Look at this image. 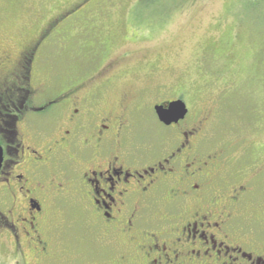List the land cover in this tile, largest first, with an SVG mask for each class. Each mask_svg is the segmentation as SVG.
<instances>
[{"label":"flooded vegetation","instance_id":"flooded-vegetation-1","mask_svg":"<svg viewBox=\"0 0 264 264\" xmlns=\"http://www.w3.org/2000/svg\"><path fill=\"white\" fill-rule=\"evenodd\" d=\"M40 46L0 59V243L14 264H66L64 206L112 245L111 264H264L263 173L205 149L211 115L191 116L161 86L153 101L137 92L103 106L107 67L48 93ZM178 100L185 119L165 125L156 107ZM147 108L171 131L156 145L141 125Z\"/></svg>","mask_w":264,"mask_h":264},{"label":"rangeland","instance_id":"rangeland-1","mask_svg":"<svg viewBox=\"0 0 264 264\" xmlns=\"http://www.w3.org/2000/svg\"><path fill=\"white\" fill-rule=\"evenodd\" d=\"M38 40L36 80L48 93L106 67L103 106L137 92L153 101L161 86L191 116L211 115L205 149L230 155L245 173L261 169L264 187V0H0V59ZM141 125L153 145L171 132L149 108ZM61 209L66 264H111L99 230L77 208ZM12 256L0 243V264H14Z\"/></svg>","mask_w":264,"mask_h":264},{"label":"water","instance_id":"water-1","mask_svg":"<svg viewBox=\"0 0 264 264\" xmlns=\"http://www.w3.org/2000/svg\"><path fill=\"white\" fill-rule=\"evenodd\" d=\"M156 112L159 120L165 125L178 123L180 120L185 119L188 109L182 100H178L169 104L168 108L156 107ZM2 165V148L0 146V169Z\"/></svg>","mask_w":264,"mask_h":264},{"label":"trees","instance_id":"trees-1","mask_svg":"<svg viewBox=\"0 0 264 264\" xmlns=\"http://www.w3.org/2000/svg\"><path fill=\"white\" fill-rule=\"evenodd\" d=\"M47 30V29H46Z\"/></svg>","mask_w":264,"mask_h":264}]
</instances>
